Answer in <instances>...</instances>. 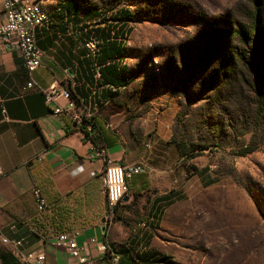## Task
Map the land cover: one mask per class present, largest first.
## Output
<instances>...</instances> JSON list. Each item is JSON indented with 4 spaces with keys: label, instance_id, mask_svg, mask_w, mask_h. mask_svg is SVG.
Masks as SVG:
<instances>
[{
    "label": "rangeland",
    "instance_id": "1",
    "mask_svg": "<svg viewBox=\"0 0 264 264\" xmlns=\"http://www.w3.org/2000/svg\"><path fill=\"white\" fill-rule=\"evenodd\" d=\"M257 1L264 36V0ZM84 2L100 12L119 46L94 79L114 81L111 65L119 76L113 99L101 108L105 121L141 139L152 113L169 133L158 148L170 157L178 142L184 151L172 167H181L188 193L163 206L157 222L172 264H264V76L258 84L238 59L252 61L259 48L250 27L253 0ZM219 31L223 46L215 52L210 42ZM226 56L227 75H215ZM154 132L144 140L151 143ZM194 145L201 149L188 158ZM244 146L254 147L239 155Z\"/></svg>",
    "mask_w": 264,
    "mask_h": 264
},
{
    "label": "crops",
    "instance_id": "2",
    "mask_svg": "<svg viewBox=\"0 0 264 264\" xmlns=\"http://www.w3.org/2000/svg\"><path fill=\"white\" fill-rule=\"evenodd\" d=\"M40 1L47 19L35 28V42L43 53L32 73L37 86H25L27 75L18 50L0 51V237L19 241L15 251L0 242V264H17L18 256L28 252H43L45 264H78L56 245L53 234L58 229L76 231L78 254L88 258L84 264H105L112 253L119 264H169L157 222L163 206L188 190L181 167H172L179 160L175 148L170 157L158 148L169 138L165 121L147 114L141 139L113 130L101 111L105 105H96L110 93L111 84L97 85L93 76L95 66L102 67L103 52L119 47L109 35L113 32L103 26L97 9L83 5L84 0ZM88 37L100 44L93 56L84 47ZM66 83L77 98L76 111L91 114L107 158L140 167L127 178V199L113 210L107 211L100 191L103 161L93 154L92 142L67 115L55 114L54 103H45L38 88ZM154 128L148 143L145 136ZM33 185L52 206L42 221L35 220ZM61 200L69 207L60 209Z\"/></svg>",
    "mask_w": 264,
    "mask_h": 264
},
{
    "label": "built area",
    "instance_id": "3",
    "mask_svg": "<svg viewBox=\"0 0 264 264\" xmlns=\"http://www.w3.org/2000/svg\"><path fill=\"white\" fill-rule=\"evenodd\" d=\"M0 16L2 22L0 23V51L3 49L14 48L18 50L22 64L25 68L27 80L26 87L37 86L32 73L41 65L42 51L38 48L35 42V28L42 26L47 19L46 10L40 0H2L0 5ZM88 56H93L99 47V41L94 37H88L84 42ZM94 78L100 77L99 66L94 68ZM109 94L104 96L97 102L96 105H106L112 98V94L116 92L117 87L109 86ZM43 94L44 102H53L55 107L53 112L55 114H65L72 121L73 125L79 126L85 121L84 128L90 129L91 114L86 111L81 114L76 111L75 105L77 100L71 97L68 83L63 85H50L45 88L38 86ZM63 100L64 105H60L59 101ZM93 154L103 161V168L100 173V191L104 197L107 211L118 203L122 197L127 193V178L132 174L139 172L138 165L125 167L119 163L111 162L105 155L104 148L101 145L93 144ZM2 170L0 168V176ZM31 194L35 204V220H44L46 213L51 214L52 206L45 196L42 194L40 188L36 185L31 187ZM60 209L62 207H69L66 200L58 202ZM39 222H34L38 226ZM42 229V228H41ZM76 231H67L66 229H58L54 231L53 237L58 246L63 247L70 256L75 258L78 264H84L88 261L86 256L78 254V247L75 242ZM2 244H10L11 249L15 251L19 241H9L5 237H0ZM104 246L101 245L100 249ZM118 257L115 254L110 255V264H118ZM17 264H45V254L43 252H28L20 255L17 258Z\"/></svg>",
    "mask_w": 264,
    "mask_h": 264
},
{
    "label": "trees",
    "instance_id": "4",
    "mask_svg": "<svg viewBox=\"0 0 264 264\" xmlns=\"http://www.w3.org/2000/svg\"><path fill=\"white\" fill-rule=\"evenodd\" d=\"M83 5L87 6V4L85 2H83ZM87 8L95 10V8H90L88 6H87ZM251 14H252V16L250 18V21H251L250 22V27L252 29L251 34L253 36V40H254L255 44L257 46H259V48L255 46L254 52H253L252 61L249 60L248 62H246L243 59L244 57L242 55H240V54L238 56V59L240 61L243 60L241 62H244V63L248 64V67H249L248 69H249L250 73H252L255 76V79L257 80L258 84H260V80L264 76V74H263V72H264V36L262 34V31H261L263 29L262 28L261 4L257 0H253L252 13ZM222 35H223L222 31L217 32L215 34V36L213 37V39L211 40V42H210V46L212 45V47L215 50V52L220 47L223 46ZM239 35L244 40L248 39V37H249V36H246V34L244 32H241V31H240ZM111 38H113V37H111ZM99 49H100V44H99L98 50ZM117 50L119 51V47H118ZM114 51L115 50H113V51H109V50L104 51L103 52V58L106 57L107 55H110ZM228 65L230 66V64H228V62H227V56H226L224 61L218 66V68H216L214 70L215 75H222V76L227 75V68L229 67ZM234 66H236V64H234ZM114 68H115L114 65H111V67L110 66L107 67V70L110 71V73L112 74V78H114L115 82L108 76H106V79H104V80L107 81L108 83H110L112 86L117 87L116 83L118 82L119 76L116 77L114 75ZM116 69H117V67H116ZM99 71H100V74H101V65L99 66ZM104 73H105V71H104ZM101 80H103V78H101ZM254 91L256 92L258 98L261 99L262 93L258 92V89L254 90ZM70 94H71V97H73V98H75L77 100V98L75 96H73V94L71 93V90H70ZM84 124H85V121L79 126V130L83 133V138L89 139L92 142V144H94V145H100L101 135H100V132L97 131L95 125L93 123H91L90 124V129L86 130L84 128ZM175 146H176V149H177V152H178V156L179 157L183 156L184 155V151L181 149L180 144L177 142V143H175ZM253 147L254 146L241 147L239 149L238 154L239 155H245L249 151H251L253 149ZM200 149H201V147H198L197 145H194L193 148L191 149V153L188 155V158L194 157L196 155L195 151L200 150ZM189 168L192 169L193 171L197 170V168H196V166L194 164H189V166H187V169H189ZM164 260H165L166 263H169V264L173 263L172 260L170 258H168L167 256L164 257ZM105 264H110V257L105 260ZM118 264H119V259H118Z\"/></svg>",
    "mask_w": 264,
    "mask_h": 264
},
{
    "label": "water",
    "instance_id": "5",
    "mask_svg": "<svg viewBox=\"0 0 264 264\" xmlns=\"http://www.w3.org/2000/svg\"><path fill=\"white\" fill-rule=\"evenodd\" d=\"M126 199H127V196L124 195V196L122 197V200H126ZM111 210H113V206L111 207Z\"/></svg>",
    "mask_w": 264,
    "mask_h": 264
}]
</instances>
